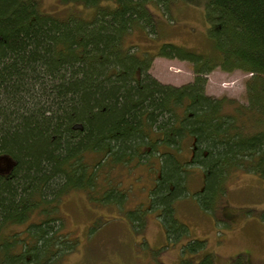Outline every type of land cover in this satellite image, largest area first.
<instances>
[{"label": "trees", "instance_id": "obj_1", "mask_svg": "<svg viewBox=\"0 0 264 264\" xmlns=\"http://www.w3.org/2000/svg\"><path fill=\"white\" fill-rule=\"evenodd\" d=\"M180 3L202 7L217 59L171 42L156 53L125 45L134 28L156 35L159 15L170 18ZM84 4L93 6L89 18L43 12L36 0H0V161L9 164H0V264H63L78 239L62 231L59 198L83 189L121 207L126 194L108 174L136 164L154 180L150 204L134 214L143 221L147 209L158 210L161 249L184 238L179 264H215L205 239L188 238L174 204L187 194L190 168L203 172L192 196L215 218L233 171L264 181V0ZM157 55L189 61L193 79L160 81L150 72ZM215 66L249 72L246 103L205 92Z\"/></svg>", "mask_w": 264, "mask_h": 264}, {"label": "rangeland", "instance_id": "obj_2", "mask_svg": "<svg viewBox=\"0 0 264 264\" xmlns=\"http://www.w3.org/2000/svg\"><path fill=\"white\" fill-rule=\"evenodd\" d=\"M36 1L43 12L60 17L80 11L83 17L89 18L93 13V6H86L85 0ZM158 18L156 35L148 36L144 30L134 28L125 45H136L140 51L156 53L162 42H171L203 56L219 57L208 36L201 6L180 3L173 8L170 18L161 15ZM150 72L160 81L174 85L194 77L189 61L159 55L154 57ZM206 77L208 95L246 103L245 82L250 77L249 72L215 66ZM189 155V151L182 152V158ZM0 164L9 165L4 159ZM108 176L119 183L126 194V203L121 207L100 201L95 198L99 195L93 193L92 196L83 189H72L59 198L57 213L63 221L62 231L78 239L77 249L66 255L63 264H153L157 256L165 264H179V244L185 242L184 238L178 244L161 249L166 234L158 210L147 209L143 221L140 212L134 214L137 206L150 204L152 169L144 164L119 165L112 168ZM202 181L200 168H190L186 178L187 194L174 204L176 216L189 227L188 238L205 239L207 248L215 254V264H244V261L264 264L263 179L255 173L233 171L226 179L225 193L214 212L216 218L200 208L192 196L201 188ZM134 217L140 220L139 226L130 222ZM195 257L194 260L198 256Z\"/></svg>", "mask_w": 264, "mask_h": 264}, {"label": "crops", "instance_id": "obj_3", "mask_svg": "<svg viewBox=\"0 0 264 264\" xmlns=\"http://www.w3.org/2000/svg\"><path fill=\"white\" fill-rule=\"evenodd\" d=\"M203 182V181H202Z\"/></svg>", "mask_w": 264, "mask_h": 264}]
</instances>
